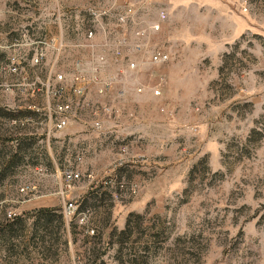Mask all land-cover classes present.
Instances as JSON below:
<instances>
[{
    "label": "rangeland",
    "instance_id": "1",
    "mask_svg": "<svg viewBox=\"0 0 264 264\" xmlns=\"http://www.w3.org/2000/svg\"><path fill=\"white\" fill-rule=\"evenodd\" d=\"M114 3L0 0V23L29 5L24 15L41 21L38 32L61 29L79 43L82 11ZM131 4L149 22L165 13L170 27L148 43L170 50L166 64H144L135 82L91 93L97 114L81 113L61 131L45 135L46 122L0 116V200L16 201L20 187H35L32 199L15 206L19 217L0 230V264H264V0ZM57 11H68L60 23ZM123 66L108 54L104 75ZM156 77L164 80L158 97L134 91L136 82ZM19 104L0 97L3 111ZM24 136L31 144L18 150ZM68 169L79 179L62 197ZM108 177L114 185L97 187ZM67 200L86 213L83 221L61 217Z\"/></svg>",
    "mask_w": 264,
    "mask_h": 264
},
{
    "label": "built area",
    "instance_id": "2",
    "mask_svg": "<svg viewBox=\"0 0 264 264\" xmlns=\"http://www.w3.org/2000/svg\"><path fill=\"white\" fill-rule=\"evenodd\" d=\"M131 1L115 0L105 9L82 11L86 19L79 43L67 40L61 29L55 33L38 32L35 25L41 21L24 15L32 9L29 5H19L8 12L11 18L6 24L0 23V97L20 102L16 110L27 114L19 118V122L40 126L46 122L50 128L45 135L50 130L61 131L79 120L81 113L87 112L92 117L97 114L88 100L91 93L110 94L119 83L135 82L144 64L156 66L168 62L165 51L148 43L149 36L157 34L166 21L165 13L159 11L154 21H146L141 6L132 5ZM64 13L57 11L55 21L60 23ZM110 18L112 22L106 24ZM97 34L101 36L99 44H95ZM96 48L99 51L95 54ZM80 51H85L86 56L82 57ZM108 54L115 64H124L122 70L112 76L103 72ZM163 83L162 77H156L142 85L136 82L133 88L136 93L147 89L150 96L158 97ZM92 126L98 127V121L92 120ZM119 151L125 153L126 147H119ZM61 179L57 194L63 197L79 176L68 169L63 171ZM34 192V186L24 185L18 189L20 199L0 200V218L11 221L18 214L15 206L32 199ZM10 204L13 208H8ZM60 214L66 220L86 218V213L78 212L72 200L62 205Z\"/></svg>",
    "mask_w": 264,
    "mask_h": 264
},
{
    "label": "trees",
    "instance_id": "3",
    "mask_svg": "<svg viewBox=\"0 0 264 264\" xmlns=\"http://www.w3.org/2000/svg\"><path fill=\"white\" fill-rule=\"evenodd\" d=\"M26 114H27V112H24V111H17V110H15V111H10V110L9 111H3L2 109H0V116L9 117V119L18 120L19 118H21L22 116H24ZM20 141H21L20 144L17 145L18 150L27 149L31 144V138L30 137L24 136ZM0 172H2V174H3L2 170H0ZM114 182H116V181L113 179V177L106 178L97 187L108 188V187H111L112 185H114ZM81 209L83 210L82 207H79V210H81ZM47 211H48L47 209H40L38 212L39 213H47ZM18 217H19L18 215L15 216L11 221H7L3 218H0V230L4 231L5 229H8L9 226L11 225L10 223L13 220L17 219Z\"/></svg>",
    "mask_w": 264,
    "mask_h": 264
},
{
    "label": "crops",
    "instance_id": "4",
    "mask_svg": "<svg viewBox=\"0 0 264 264\" xmlns=\"http://www.w3.org/2000/svg\"><path fill=\"white\" fill-rule=\"evenodd\" d=\"M167 2V1H166ZM166 4V3H165ZM194 4V3H193ZM193 4H191V3H188L187 5L188 6H196L195 4L193 5ZM163 6H165V7H168V8H171L173 5H163ZM176 7H181L182 9H184V5H175ZM168 21V20H167ZM168 26H169V24L168 23H166V21L164 22V23H162L161 24V28H163V30H166L167 28H168ZM170 27V26H169ZM167 54H168V56H169V60H170V58H171V52H170V50L169 51H167Z\"/></svg>",
    "mask_w": 264,
    "mask_h": 264
}]
</instances>
